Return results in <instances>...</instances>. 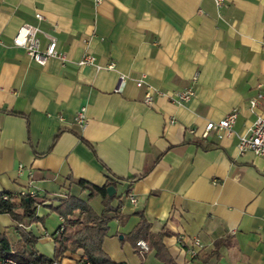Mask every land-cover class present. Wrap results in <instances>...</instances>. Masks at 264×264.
I'll use <instances>...</instances> for the list:
<instances>
[{"label":"crops","instance_id":"0c3cea01","mask_svg":"<svg viewBox=\"0 0 264 264\" xmlns=\"http://www.w3.org/2000/svg\"><path fill=\"white\" fill-rule=\"evenodd\" d=\"M24 23L64 59L39 63L12 45ZM85 54L93 63H80ZM149 86L163 93L147 103ZM187 86L193 95L176 102L170 94ZM261 86L264 0H0V199L10 195L19 217L0 211V234L13 243L21 225L53 258L54 207L67 195L86 200L78 179L110 180L119 215L109 212L102 249L113 262L264 264V156L241 150L235 134L201 137L233 108V130L244 133L264 109L249 106ZM26 187L37 192L30 223L18 205ZM86 201L101 212V195ZM140 214L148 233H165L143 255L135 242L148 234L131 233ZM80 255L61 257L74 264Z\"/></svg>","mask_w":264,"mask_h":264},{"label":"trees","instance_id":"16d2710c","mask_svg":"<svg viewBox=\"0 0 264 264\" xmlns=\"http://www.w3.org/2000/svg\"><path fill=\"white\" fill-rule=\"evenodd\" d=\"M138 178L132 176L129 181ZM77 185L82 190H88L86 200L92 198L96 194L101 195L102 198V210L100 213H96L86 200L80 199L73 195H67L63 198L57 207H54L57 214L62 218V222L57 227L58 229L52 235L55 246L56 257L62 256L65 251L75 252L81 250V254L86 257L90 264H119L113 262L108 255L102 249V239L108 231V221L111 219L109 212H113L115 216L119 215L118 206L113 207L110 204L112 196L107 195L105 187L112 183L107 180L104 185L97 186L86 182L83 179L76 181ZM20 203L18 204L22 208V216L26 219V222H34L39 220V217L35 214L34 197H26L21 195ZM16 204L11 202L10 195L0 199V211L8 212L13 218H19L14 211ZM77 212V213H76ZM113 215V216H114ZM79 225V227H76ZM18 231L20 238L10 243L5 234H0V255H8L24 261H41L48 262L51 258L43 256L38 253L33 247L35 237L29 232L25 231L21 225H18ZM135 238L143 235L149 239V249L151 244L158 243L159 237L165 233L155 235L148 233V224L140 214V220L131 232ZM152 239H151V238ZM53 256V257H55Z\"/></svg>","mask_w":264,"mask_h":264},{"label":"built area","instance_id":"2783aa9c","mask_svg":"<svg viewBox=\"0 0 264 264\" xmlns=\"http://www.w3.org/2000/svg\"><path fill=\"white\" fill-rule=\"evenodd\" d=\"M99 0H96V2ZM217 7H220L224 4L225 0H213ZM36 16L39 18L40 15L37 13ZM40 29L38 25H31L24 23L18 27L16 32L11 38V44L14 46L22 47L25 49L27 54L36 62L45 63L49 57L56 56L61 60L64 59V54L56 48V43L53 39H51L48 44L41 48L40 40L38 34ZM94 56L91 54H85L80 61L82 64H90L93 63ZM108 68L113 67L112 63L107 65ZM125 75L120 74L119 76V85L116 87V90H119L122 83L125 80ZM143 80L137 79L135 81L136 86L142 85ZM163 93L162 91L149 86L145 91V101L150 103L152 100L153 94ZM194 93V90L191 86H187L183 89L177 90L171 93V97L175 99L176 102H181L187 100ZM258 104L262 105L264 108V86H261L256 95L253 96L249 100V106L251 108L256 107ZM237 109L233 108L228 111L224 117L217 121H208L205 124L203 131L201 132V137L203 139L209 137L212 133H214L217 137L222 136H230L232 134L237 135L238 138V146L241 150H250L254 154L264 156V109L262 112L256 116V118L252 121L250 126L244 133H236L233 130V123L237 117ZM74 122L78 125H83L86 123V115L84 112V108L81 107L76 111L74 115ZM190 129V128H189ZM193 129H190L192 131ZM19 168H21L19 166ZM37 194L36 190L32 187H26L21 190V195L26 197H35ZM6 197L5 195L3 196ZM128 199L131 203H135L136 199L133 195H128ZM182 241V240H181ZM137 251L139 254L143 255L149 250L148 243L140 238L136 240ZM201 247V243L197 238H194L191 243L187 246V251L190 255L195 256L198 252V249ZM0 264H68L63 261L61 256L53 257L48 262L41 261H24L19 260L15 257L8 255H0ZM74 264H90V262L83 255H80L76 258V262ZM119 264H126L120 262Z\"/></svg>","mask_w":264,"mask_h":264},{"label":"water","instance_id":"95a60500","mask_svg":"<svg viewBox=\"0 0 264 264\" xmlns=\"http://www.w3.org/2000/svg\"><path fill=\"white\" fill-rule=\"evenodd\" d=\"M106 193L108 194V196H112L113 193L115 192V186L112 184H108L106 187Z\"/></svg>","mask_w":264,"mask_h":264}]
</instances>
